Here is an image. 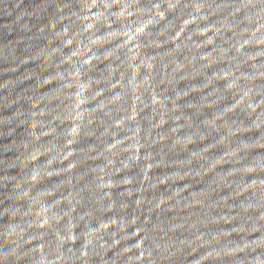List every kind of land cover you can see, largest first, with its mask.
Returning <instances> with one entry per match:
<instances>
[{
    "label": "water",
    "instance_id": "1",
    "mask_svg": "<svg viewBox=\"0 0 264 264\" xmlns=\"http://www.w3.org/2000/svg\"><path fill=\"white\" fill-rule=\"evenodd\" d=\"M0 264H264V0H0Z\"/></svg>",
    "mask_w": 264,
    "mask_h": 264
}]
</instances>
